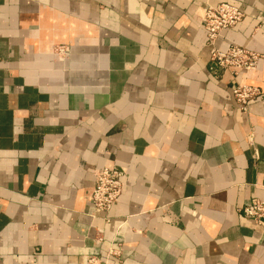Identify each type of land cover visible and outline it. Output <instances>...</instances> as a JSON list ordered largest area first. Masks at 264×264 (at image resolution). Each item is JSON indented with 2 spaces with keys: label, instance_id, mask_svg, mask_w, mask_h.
Listing matches in <instances>:
<instances>
[{
  "label": "crops",
  "instance_id": "1",
  "mask_svg": "<svg viewBox=\"0 0 264 264\" xmlns=\"http://www.w3.org/2000/svg\"><path fill=\"white\" fill-rule=\"evenodd\" d=\"M245 17L209 69L203 9ZM238 83L263 94L241 109ZM123 170L107 215L94 170ZM264 0H0V264H264Z\"/></svg>",
  "mask_w": 264,
  "mask_h": 264
},
{
  "label": "built area",
  "instance_id": "2",
  "mask_svg": "<svg viewBox=\"0 0 264 264\" xmlns=\"http://www.w3.org/2000/svg\"><path fill=\"white\" fill-rule=\"evenodd\" d=\"M245 12L238 6L220 2L207 5L203 9L202 23L206 33L207 46L210 53L209 69L219 77L222 72L230 71L236 78L241 70H254L262 57L256 51L237 43H229L225 48L218 47L216 42L221 34L243 21ZM263 94L256 86L238 83L233 88V96L241 109H247L249 103ZM124 172L117 167H101L94 170L95 185L91 194V204L97 214L107 215L123 194ZM247 218L264 226V199H253L242 209ZM86 264H110L109 257L105 260L87 257ZM115 264H125L117 261Z\"/></svg>",
  "mask_w": 264,
  "mask_h": 264
}]
</instances>
